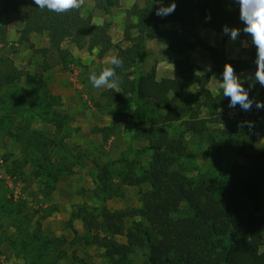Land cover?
<instances>
[{
    "label": "trees",
    "instance_id": "1",
    "mask_svg": "<svg viewBox=\"0 0 264 264\" xmlns=\"http://www.w3.org/2000/svg\"><path fill=\"white\" fill-rule=\"evenodd\" d=\"M1 1L3 14L25 17L20 44L28 45L43 57L50 52L57 53L64 67L71 57L64 48L66 42L83 48L88 39L90 50L100 48L99 58L115 46L109 25L94 26L92 18L83 15V7L57 14L46 8L39 9L34 0ZM120 2L96 0V8L110 13ZM172 2L177 7L165 18L156 15L159 7L156 0H146L143 8L136 3L127 11L124 38L131 45L117 48V57L123 61V66L116 69L121 83L112 89V96L119 102L153 103L150 122L157 127V137L149 136L148 139L152 149L150 168L137 177L130 164L132 173L122 178L127 184L135 182L139 186L147 183L150 188L141 193V204L137 208L111 211L106 206L100 209L81 206L71 218L83 222L86 243L103 249L109 264H264V147L252 154L241 150L243 163L235 162L226 168L216 165L218 169L192 177L185 174L183 167L189 153L186 135L202 139L212 122L209 117L201 115L200 106L215 115L230 102V98L223 96V90L214 96L207 89L210 76L198 74V67L192 62L193 51L202 47L209 53L212 70L221 80L226 63L233 66L236 74L251 71L252 76L241 83L249 98L256 101L261 86L255 80L256 48L250 35L243 32L245 25L239 18V5L235 0H163V6ZM229 3L233 8H229ZM168 23L176 24L178 28L163 30L161 26ZM200 24L215 30L223 42L228 36L223 32L225 26L240 29L238 38L251 44L250 57L229 59L223 48L202 42L196 35ZM133 30L138 31L135 37H131ZM6 32L0 28L3 40H6ZM34 34L47 35L50 47L36 48L31 40ZM155 39L167 40L168 51L175 56L172 77L158 80L153 67L147 75L132 78L128 70L143 67L147 42ZM0 63V80L14 83L23 77V72L11 59H2ZM193 86L199 88L196 96L203 98L201 104L195 107L179 105L183 92ZM0 110L5 111L10 122L16 115L31 112L18 106H0ZM154 113L159 115L161 123L154 118ZM175 123H180L177 129H181V134L178 136L169 131L172 126L177 127ZM224 133L232 137L235 132L229 128ZM221 147L220 141H212L215 156ZM28 157L37 174L46 177L44 184L47 195H50L58 182V174L41 167L31 155ZM108 175L102 172L98 179L95 192L98 198L115 190ZM12 224L19 229L26 250L39 243L21 224L16 221ZM116 237L125 238V242L117 241ZM30 264H34L32 260Z\"/></svg>",
    "mask_w": 264,
    "mask_h": 264
},
{
    "label": "rangeland",
    "instance_id": "2",
    "mask_svg": "<svg viewBox=\"0 0 264 264\" xmlns=\"http://www.w3.org/2000/svg\"><path fill=\"white\" fill-rule=\"evenodd\" d=\"M125 1L106 13L96 8V0H85L83 15L91 17L94 26L109 25V34L113 32L117 42L103 58H99V47L96 52L89 49L88 39L83 48L66 42L64 48L71 57L64 67L57 53L43 57L28 45L20 44L25 17L3 14L0 0V28L7 31L6 40L0 36V61L11 59L23 72V77L14 83L0 80V106L31 110L16 115L13 122L0 110V264H30V260L34 264H109L103 249L86 243L83 222L72 219V213L81 206H106L111 211L137 208L141 193L150 188L147 183L127 184L122 178L132 173L130 164L137 177L150 168L152 149L148 139L157 137V127L150 122L153 103H122L112 96V89H96L89 82L91 73L99 74L104 67H111L110 58L117 56V48L131 45L124 35L120 37L119 29L126 24L127 11L136 3L143 8L146 0H130L127 4ZM228 5L232 8L231 3ZM137 34L133 30L131 37ZM31 40L38 49L50 47L47 35L34 34ZM155 40L146 47L143 67L128 70L132 78L147 75L153 67L158 77L167 75V65L175 56L164 50L160 39ZM256 96L259 102L264 87L259 88ZM202 99L189 90L182 94L179 105L195 107ZM200 113L212 122L202 137L204 140L186 135L189 153L184 159L185 174L192 177L235 162L243 163L241 150L252 154L264 147V109L255 104L249 111L239 105L230 108L228 104L215 115L200 106ZM153 116L158 123L161 121L157 113ZM175 125L169 131L178 136L180 123ZM229 128L235 132L232 137L224 133ZM213 140L222 144L216 156L211 148ZM28 155L47 171L58 174L50 195L46 193V177L37 174ZM102 172L109 174V183L115 190L98 198L95 192ZM12 221L26 228L39 243L26 250ZM115 239L125 242L123 237Z\"/></svg>",
    "mask_w": 264,
    "mask_h": 264
},
{
    "label": "clouds",
    "instance_id": "3",
    "mask_svg": "<svg viewBox=\"0 0 264 264\" xmlns=\"http://www.w3.org/2000/svg\"><path fill=\"white\" fill-rule=\"evenodd\" d=\"M85 0H34V4L39 9H47L57 14L67 13L72 10H79L84 5ZM160 4L156 15L160 17L173 13L177 7L175 2L169 6H163V0H156ZM239 5L240 20L245 25L243 32L250 35L251 42L256 48L257 69L255 80L264 87V0H235ZM240 29L229 28L225 26L223 32L235 41L240 35ZM94 52L98 49H94ZM111 67H104L99 74L93 72L89 75L91 85L100 89H116L121 80L117 75L116 69L123 66V61L117 57L110 58ZM222 82L219 83L223 90V96L230 98L229 107L235 108L237 105L245 111L251 110L253 103L258 109H264V102L254 101L249 98L248 91L242 86L241 80L235 72L233 66L229 63L224 65L222 72Z\"/></svg>",
    "mask_w": 264,
    "mask_h": 264
},
{
    "label": "crops",
    "instance_id": "4",
    "mask_svg": "<svg viewBox=\"0 0 264 264\" xmlns=\"http://www.w3.org/2000/svg\"><path fill=\"white\" fill-rule=\"evenodd\" d=\"M130 0H126L125 4L129 3ZM124 4V3H123ZM133 3H131L129 6H132ZM160 7V4H159ZM233 8V7H232ZM161 17V18H165ZM161 28L163 30H175L177 29V25L173 24V23H168V24H164L161 26ZM124 29H125V25H123L122 27H120L119 32H120V37H122L124 35ZM110 35L112 36V41L114 43H116V38L113 34V32H110ZM196 35L197 37L204 43L213 46L215 48L218 49H224L225 50V54L227 56V58L229 59H234V60H245L248 59L250 57L251 54V44L249 42H247L246 40H241L239 38H237L235 41L231 40L229 36H227L226 41L223 42V39L221 37L220 34H218L215 30H212L206 26H204L203 24H200L197 26L196 29ZM150 41H157V40H149L147 42L146 47L149 48V42ZM160 41L163 42L164 45V50L168 51V42L167 40H161ZM129 47V46H127ZM175 60V59H174ZM174 60L172 59V62L170 65H167V75L161 76V74H159L157 78L158 80L162 79V78H169L172 77L173 75V67H174ZM192 62L198 67V74L199 75H209L210 76V81L207 85V89L214 95H218L220 93V91L222 90L219 86V83L222 82L221 79H219L218 74L216 72H214L212 70V61L210 60V56L209 53L202 47H196L195 50L192 53ZM166 70H160V72L164 73ZM238 77L240 78L241 82H244L245 80L249 79L252 76L251 71H243L237 74ZM261 88V86H260ZM198 86H193L191 88L186 89L183 93L189 91V90H193L194 92L198 91ZM264 101V96L262 99L259 100V102H263Z\"/></svg>",
    "mask_w": 264,
    "mask_h": 264
}]
</instances>
